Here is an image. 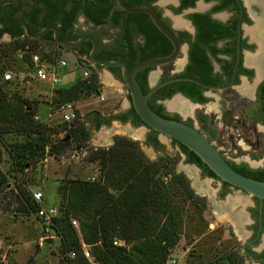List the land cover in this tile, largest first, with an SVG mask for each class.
I'll use <instances>...</instances> for the list:
<instances>
[{
    "label": "trees",
    "instance_id": "16d2710c",
    "mask_svg": "<svg viewBox=\"0 0 264 264\" xmlns=\"http://www.w3.org/2000/svg\"><path fill=\"white\" fill-rule=\"evenodd\" d=\"M3 1L0 0V6H9L2 4ZM44 1L47 8L43 16L36 20L33 26L27 22L31 32H37L45 25L53 24L58 29L59 37L77 39L86 34L84 30L73 31L72 28L80 9L86 20L94 25L115 28L109 36L108 44H103L100 49L98 47L95 53L98 58L122 59L130 66L144 57L167 54L172 48L170 43L160 47L151 45L147 38V26L153 21L149 15L146 12L126 11L118 6L115 0H68V9L63 12H60L64 6L62 0ZM125 1L129 4H139L142 0ZM145 1L152 5V0ZM194 1L181 0V5L177 9L192 5ZM38 2L39 0L36 1V6ZM15 9L13 8V11ZM40 9L37 7L36 11ZM20 16L24 19V12H21ZM12 17L18 24L17 28L9 27L5 21L0 27V34L9 32L12 36L9 42H0V135L11 131L26 133L28 137L25 140L13 146L10 144L13 161L23 169L24 166L30 165L29 158L37 161L45 153H57L71 143L84 145L90 137V132L85 120L78 119L79 115H77L63 136L53 141L47 133L49 130L55 132L59 130L53 126L49 127L45 122L35 120L32 116L35 105H32V102L21 92L8 94L6 89L13 84L10 80L2 79L3 71L23 69L25 63L29 61L30 51L42 49L43 46L38 43L39 41L48 42L57 49L63 46L69 47L56 42L52 30H47L39 37L29 36L17 18ZM191 17L197 24V39L190 48L188 63L181 72L175 74L195 76L210 83L227 81L233 62L221 63L223 72L227 75V78H222L221 75L212 72V63L206 53L207 45L211 44L210 34L222 29L219 27L220 21L211 19L207 13L200 12L192 13ZM103 34L106 35L105 32ZM103 34L94 35L98 44ZM20 36L23 38L21 41L18 40ZM85 40L82 43L86 42V45L80 50L78 45L69 47L75 51L79 59L84 55L89 59L92 43L89 39ZM12 50L20 55L19 62L14 58L11 59ZM108 68L122 80L120 66ZM150 68L151 66L144 67L136 73V78L144 92L150 88L144 77ZM241 71L247 74L252 72L247 67H242ZM235 82H238V77L235 78ZM100 86L93 67L86 78L80 73L72 83L61 85L54 95V100L67 101L83 92L96 93L100 91ZM202 90L203 87L194 81L175 80L156 88L149 96L148 103L157 113L170 117L161 112L163 105L157 102V98L169 97L174 92L181 91L192 100L207 101L208 97L202 94ZM257 101L258 105L256 109L254 108L252 116L255 121L264 123V82L260 84L257 92ZM104 118V115L95 110L88 113L87 120L91 121L95 128L112 119L126 122L129 118L134 125L143 123L132 105L127 112H113L105 119L106 121ZM199 118L202 123L207 124L205 116L201 114ZM155 133L156 131L150 128L145 142L160 147ZM172 139L185 154L187 162L198 165L203 175L220 179L194 151ZM88 153L90 161L99 163V177L96 180L67 178L62 186L63 208L50 224L59 238V251L67 260L66 264H164L180 236L177 196L192 203L200 198L190 186L187 176L175 170L174 159L172 160L169 154L148 160L136 140L120 135L115 136L110 146H99L89 150ZM226 159L241 173L264 181V166L251 167L245 161L236 163L232 159ZM6 180V176L0 170V207L11 209L12 204L15 203L13 209L35 213L37 203L31 199L28 191L22 188H19V192H14L12 189L5 190L8 183ZM221 181L229 184L224 180ZM71 217L78 220V230L71 223ZM115 239L122 240L124 244H115L113 242ZM82 243L87 246L92 259L85 256ZM71 251L75 252L73 257L68 255ZM0 264L7 263L0 262ZM223 264L238 263L235 258L229 257Z\"/></svg>",
    "mask_w": 264,
    "mask_h": 264
},
{
    "label": "rangeland",
    "instance_id": "374dc122",
    "mask_svg": "<svg viewBox=\"0 0 264 264\" xmlns=\"http://www.w3.org/2000/svg\"><path fill=\"white\" fill-rule=\"evenodd\" d=\"M174 3H176L175 0L157 1L164 15L177 27L180 22H186V17L184 12L172 13L170 11L169 4ZM205 4L202 0H197L192 9L203 10L206 8ZM201 5L203 7H200ZM253 8L256 12L258 11L257 15L262 16V9L254 6ZM216 15L221 17L223 12H218ZM79 22L81 28L93 29L82 17H80ZM255 23L254 19L247 27H252ZM260 30L264 36V23L261 25ZM99 31L102 34L105 32L106 35L103 34V37L108 39L115 31V28L104 27ZM11 39L3 35L0 37V42H9ZM18 40L21 41L23 38L20 36ZM38 43H41L43 48L46 49L54 47L48 42L39 41ZM259 48L256 45L251 51L256 55L261 54ZM58 53L68 60L67 74L65 75L66 83L64 84L67 85L80 75L84 65L88 64V58L81 56V59H79L72 48L65 46L60 47ZM10 54L11 59L14 58L19 62L20 55L16 51L12 50ZM246 55H249L248 51L245 52V60ZM184 58L185 46L182 47L180 54L174 61L168 64H161L154 69L156 73L152 77L151 75L149 76V83L151 84L153 81H158L167 75L179 71L182 68ZM245 64L253 67L247 61H245ZM93 66L101 85L99 92L104 94V99L98 96L99 92H83L72 99L77 105L78 119L85 120L90 132V137L84 146L89 150L93 149L89 148L91 144H97L98 147H107L114 142L116 135H120L136 140L148 160H155L164 154H169L172 157L171 159H174L173 167L175 170L183 172L187 176L190 186L200 196L195 201L196 204L177 196L176 205L179 213L180 236L173 247V251H171V256L176 261L165 262L164 264H208L212 262L213 258L219 259L220 257L217 256L220 254L228 253L230 246L235 240L234 231L239 234V230H237L238 221L244 223L246 219L248 220L247 205L254 195L234 186L227 187L223 193H220L218 191L220 181L202 175L196 165L187 162L179 146L170 137L158 132L159 148L146 143V133L150 131V128L143 123L134 125L128 121L120 122L117 119H112L110 122L101 123L99 127L95 128L93 123L87 120L89 112L96 110L104 116H109L113 112L122 111L130 107L131 101L127 88L120 82L121 80L111 76V70L107 66L101 65L97 67L95 64ZM261 72H264V70L259 73ZM263 79L264 73L260 80ZM255 80V72L252 77L241 75L239 82L229 88L206 90L205 93L208 100L204 103L191 102L187 98L174 95L165 101V106L171 113L179 112L183 117H193L195 126L201 128L220 149L221 147H229V140L234 145V139H231L230 136L233 134L238 135V133L242 134L245 140L241 143L242 146L236 148V153L232 156L237 161L240 159L245 160L252 167L264 166V124L255 121L252 116L253 108L255 107L253 100ZM34 82V84L31 82L26 87H21L18 84L12 85L6 90L8 94L21 92L24 97L32 102V105H35L34 113L44 117L42 115L45 109L44 103L45 101L48 103L50 98V94L47 91V83L44 81ZM116 85L119 86L116 87ZM178 99L191 105L190 112H182L178 108L172 107L171 103ZM201 114L205 116L207 124L197 119V115L199 117ZM70 123L61 122L56 116L51 121V125H47L49 127L53 126L59 131L49 130L47 135L53 141L60 138L65 133V130L70 127ZM248 136L251 139H248ZM27 137L26 133H18L16 131L0 135V170L6 176L7 185H9V187L6 186L4 188L5 190L12 189L14 192H19V188H22L28 191L30 195L32 190L40 189L43 193V202L45 204H54L62 209V186L67 178L79 177L96 180L99 177V163L90 161L88 159L89 153L82 157L71 156L74 153L73 149L65 150L63 152L64 158L60 156L61 150L54 157L47 156L46 160L33 161L29 158L30 165L24 166L23 169L19 168L12 159L10 144L13 146ZM246 138L250 140L249 143H246ZM68 146L72 148L75 143H71ZM164 178L167 177L164 176ZM14 204H12L11 209L0 207V246L3 251H6L7 261L5 263L66 264L67 260L59 251V238L53 228L49 227L46 231L45 226L34 212L27 213L15 210L13 209ZM225 205L230 206V211H233L232 215L230 211L226 210ZM46 232L48 234H44ZM44 235L52 237V241H47L46 239L40 244L39 239ZM223 262H225V259L222 260L220 258L218 260L219 264H223Z\"/></svg>",
    "mask_w": 264,
    "mask_h": 264
},
{
    "label": "flooded vegetation",
    "instance_id": "af4514ba",
    "mask_svg": "<svg viewBox=\"0 0 264 264\" xmlns=\"http://www.w3.org/2000/svg\"><path fill=\"white\" fill-rule=\"evenodd\" d=\"M36 1L37 0H33V1H31V0H4L2 4H9V6H4V5L0 6V27L3 26V23L5 21V23L9 27L17 28L18 24L13 19L12 16H14L16 18V13L19 9H20V13L24 12L25 18L23 20L25 22H30L31 25L33 26L35 24L36 20H38L41 16H43V14L47 8V4L45 3L44 0L43 1L39 0L38 6H36ZM62 1L64 3V6L60 9V12L66 11L68 9V0H62ZM157 1L158 0H152V2H151L152 6L156 9L157 13L163 19V21L176 33V35H177V37L181 43V46L182 47L185 46V58H184V62H182L183 63L182 68L175 73L181 72L183 70V68L185 67V65L188 63L189 56H190V48L197 39V24L193 21L191 14L195 13V12L207 13V14H209V17L211 19L219 20L220 21L219 27L222 28L218 32L213 31L210 34V38H211L210 43L211 44H208L207 48H206L207 49L206 53H207V55L210 58V61L212 63V72L221 75L222 78H227V75L223 72V69L221 67V63L233 62V67H234V63L236 62V58H237L238 39H239V46H240L241 53H240V59L238 61V65H237V69H236L235 78L238 77V82H239L241 75L252 77L254 75V72L256 74V77L260 76L257 80H255L256 83H255L254 90H253V100L255 102L254 108L256 109V107L258 105L257 92L260 88V84H262L264 82V79L260 80V78L262 77L261 74H258L260 71L264 70V65L261 63V61L264 59V36H263V32H261V30H260L261 25L264 23V0H202L203 2L206 3L205 4L206 8L203 10L192 9L195 6L197 0H195L192 5H187L185 7H181L180 9H177L181 5V0H175L176 3L169 4L170 11L172 13L184 12V15L186 17V22H180L177 27L174 26L168 20V18L164 15L162 8L157 4ZM253 6L258 7V8L263 10V11H261L262 16L257 15L258 11L256 12V10L253 8ZM23 7H25V8H23ZM37 7L41 8L38 12L36 11ZM200 7H203V6L201 5ZM13 8H16L15 11H13ZM218 12H223V15H221V17L217 16L216 14ZM80 17H82L86 22H88L93 27V29L81 28V25L79 22ZM254 19L256 21L255 25L252 27H250V26L247 27L248 25L251 24L252 21H254ZM72 28H73V31L76 29H79V30H84L86 34H90L92 36H94V35L99 36L100 35L99 30L104 28V26L94 25L90 21H87L86 17L81 13V9H80L79 14L77 16V19H76ZM96 29H99V30H96ZM86 34H83V35H86ZM147 38H148L149 43L153 46L160 47L162 45L169 44V43L172 46L170 39L163 32H161L154 23L149 24L147 26ZM144 40H145V38H144ZM84 41H86V40H83L78 44V50H80L81 47H84L86 45V42L82 43ZM108 41H109V37H108V39H106L105 37H101L100 43L98 44V42H97V49H98V47L100 49V47H102L103 44H108ZM256 45H258L260 47L259 49L261 50V54L256 55L255 53H253L251 51ZM97 49H96V51H97ZM181 50H182V48H181ZM247 51L249 52V55L248 56L246 55V60H245V52H247ZM180 52H179V54H180ZM245 61H247L248 63H251L253 65V67L247 66L245 64ZM169 63H171V62H169ZM165 64H168V63H165ZM255 65H256V67H258L257 69H259L257 71L258 73L256 72ZM233 67H232L231 73H230L227 81L221 82V83H210V82H205V83L224 84V83L228 82L230 80V77H231V74L233 71ZM242 67H247V68L251 69L252 70L251 74L243 73V71H241ZM152 69H154V67H151L146 72V76H144V77H146V80H147V83L149 86H150L149 76H150V71ZM175 73H173V74H175ZM111 74L113 75L114 78L119 79L114 74L113 71H111ZM173 74L167 75V76L170 77V76H173ZM175 75H178V74H175ZM193 77H195V76H193ZM165 78H167V77H165ZM161 79H164V77ZM238 82H235V79H234V85ZM202 87H203L202 94L207 96L205 91L212 89V88L204 87V86H202ZM229 87H231V86H229ZM229 87H226V88H229ZM218 89H225V88H218ZM178 93H181V95H178ZM174 95L182 96L184 98H187L188 100L190 99L189 101L195 102V103H204L206 101L192 100L191 98H189L188 96L183 94L181 91H176L169 97L157 98V102L163 105V108L161 109L162 113L167 114L170 117L182 119L188 123L191 122V124L195 125L193 122V119H194L193 117H190V116L183 117V116H181V114L179 112L171 113L166 109L165 101ZM129 108L130 107L126 108L125 110H122V112H127V110ZM254 108H253V110H254ZM108 117L109 116H105L104 121H106L105 119ZM229 117H231V116H229ZM197 119H199V121H201L200 118L198 117V115H197ZM127 121L130 122L131 124H133L131 119L128 118ZM259 123H261V122H259ZM262 124H264V123H262ZM198 129H201V128H198ZM147 133H146V135H147ZM157 133L158 132L156 131V133H155L156 137H157ZM204 134L207 136L206 133H204ZM210 140H212V139H210ZM158 142H159V140H158ZM148 144L154 146L155 148H159L156 145H154V143H148ZM215 146L217 147L216 144H215ZM224 156L226 158L232 159L236 163H241V162L245 161L243 159H240L239 161H237L234 156H232V157H229L226 155H224ZM193 164H195V163H193ZM196 166L200 169V167L198 165H196ZM257 167H261V166H257ZM200 172H201V169H200ZM201 174H202V172H201ZM204 176H207V177L212 178V179H216V178L208 176V175H204ZM217 180L220 181L219 189H218V191L220 193H223L227 187L233 186L231 184H224L220 179H217ZM225 208L228 211L231 210L229 205H225ZM247 213H248V215H247L248 220L246 219V222H244V223H241L239 221L237 223L238 224L237 230H239V234H236V232L233 230L234 231L233 235H235V240H234L232 246H230V251L228 253L220 254L217 257H220L222 260L223 259L228 260L229 257L235 258L236 262L238 264H264V199L260 200L256 196H254L249 201V203L247 205ZM230 214L232 215L233 211H230ZM229 233H230V231H229ZM219 259L213 258V260H211L212 261L211 263L212 264H214V263L219 264L218 263Z\"/></svg>",
    "mask_w": 264,
    "mask_h": 264
},
{
    "label": "water",
    "instance_id": "95a60500",
    "mask_svg": "<svg viewBox=\"0 0 264 264\" xmlns=\"http://www.w3.org/2000/svg\"><path fill=\"white\" fill-rule=\"evenodd\" d=\"M33 1V0H31ZM116 4L122 9L130 12H146L157 28L163 32L171 41L172 49L169 53L164 55L148 56L135 61L130 66L122 59H103L98 58L95 53L97 49V40L90 34L82 35L74 40L64 39L59 37L58 29L53 24L45 25L37 32H31L29 30L27 22L20 16V9L16 13L17 20L22 24L24 31L31 37H39L47 30H52L53 37L56 42L61 45H67L69 47L77 46L81 41L89 39L92 43L89 51V61L91 64L88 66L90 70L93 69V64L110 66H120L121 77L124 86L127 88L131 105L133 106L136 114L140 120L148 127L160 132L170 138H174L180 143L187 146L194 151L201 160L217 175L221 180L228 182L229 184L240 188L258 199H264V181L245 175L236 170L226 159V157L218 150L214 142L211 141L202 131H200L195 125L190 124L182 119H176L163 116L157 113L148 103L149 96L154 92L156 88L166 83L175 80H190L204 87L210 88H226L234 85V79L238 61L240 59V46L238 39L237 58L234 63L233 71L230 80L224 84H209L201 81L200 79L188 76V75H173L158 81H153L150 84V88L147 91H143L140 83L136 78V73L140 69L151 66L158 67L161 64L174 61L179 52L181 51V43L176 33L163 21L159 16L156 9L142 0L139 4H129L125 0H115ZM26 7V6H25ZM23 7V8H25ZM22 9V8H21ZM152 69L150 71L151 77L155 75L156 71ZM257 72V70H256ZM260 76L256 77V80ZM58 92V90H56ZM181 95V93H178ZM190 100V99H189ZM195 165V164H194ZM47 241H52V237H48Z\"/></svg>",
    "mask_w": 264,
    "mask_h": 264
},
{
    "label": "built area",
    "instance_id": "2783aa9c",
    "mask_svg": "<svg viewBox=\"0 0 264 264\" xmlns=\"http://www.w3.org/2000/svg\"><path fill=\"white\" fill-rule=\"evenodd\" d=\"M90 64L91 62L88 59V64H85L81 71V75L83 78H86L89 75L90 69L88 66ZM67 66L68 60L58 53V49L56 47H53L52 49H46L42 47V49L30 51L29 61L25 63L23 69H5L2 74V79L10 80L13 86L16 84H23L25 83V81L30 79L46 82L48 84L47 91L50 94V98L48 100V110L44 117L40 116L38 113H34V119L43 121L46 124L51 125V121L53 120V118L58 116V120L61 122H71L78 115L77 105L75 104V101L54 100L56 90L61 85H64L66 83L65 75L67 74ZM98 96L101 99H104V94L102 92H99ZM230 138L234 139V145L232 144L231 140H229V147H221L220 149L217 145V148L223 155L232 157V155L236 153V148L242 146L241 143L244 142L245 137L242 134L238 133V135L233 134L232 136H230ZM248 139H251V137L248 136ZM248 139L246 138V143H249L250 140ZM97 147V144H91V146H89V148L93 149H96ZM68 149H73L74 153H72L71 156L77 157L85 156L89 151V149L84 145H75L72 148L69 146H65L61 149L62 152L60 153V156L62 158H64L63 152ZM55 154L56 153H45L41 159L46 160L47 156L54 157ZM7 187H9V185H7ZM30 197L37 203V209L35 211L36 217L45 226L44 228L47 231V229L50 227V224L53 223L54 218L60 214V208L59 206L54 204H45L43 202V193L40 189L32 190L30 193ZM70 220L78 230V220L75 217H71ZM44 234L48 233L46 232ZM47 238L48 235L42 236V238L39 239V243L42 244L44 241H46ZM113 242L115 244H124V242L119 239H115ZM82 245L85 256L89 259H92L87 246L84 243H82ZM68 255L70 257H73L75 255V252L71 251L68 253ZM6 257V251H3L2 247L0 246V262L5 263L7 261ZM175 261V258H173L170 253L165 262Z\"/></svg>",
    "mask_w": 264,
    "mask_h": 264
},
{
    "label": "crops",
    "instance_id": "0c3cea01",
    "mask_svg": "<svg viewBox=\"0 0 264 264\" xmlns=\"http://www.w3.org/2000/svg\"><path fill=\"white\" fill-rule=\"evenodd\" d=\"M8 36L9 38H12V36H11V34L10 33H8V32H2L1 34H0V37H2V36ZM19 54H20V51H19ZM255 67H256V65H255ZM256 70L258 71V69H257V67H256ZM258 73V72H257ZM263 73L264 72H261V73H258V74H261V76H263ZM111 76L113 77V75L111 74ZM114 78V77H113ZM34 81H38V80H35V79H30V80H27V81H25V83H23V84H20L21 85V87H26V86H28L31 82H32V84H34L35 82ZM46 83V82H45ZM256 83V82H255ZM47 87H48V84H47ZM45 109H44V113H42V115L43 116H45L46 115V113H47V110H48V103H46V101H45ZM40 110H41V108H40ZM173 251V250H172Z\"/></svg>",
    "mask_w": 264,
    "mask_h": 264
},
{
    "label": "bare ground",
    "instance_id": "6f19581e",
    "mask_svg": "<svg viewBox=\"0 0 264 264\" xmlns=\"http://www.w3.org/2000/svg\"><path fill=\"white\" fill-rule=\"evenodd\" d=\"M262 64H264V59L261 61ZM119 85H116V87ZM172 107H176L182 112H190L191 110V105H188L186 102L182 100H175L171 103ZM118 130V129H117ZM120 131V130H119Z\"/></svg>",
    "mask_w": 264,
    "mask_h": 264
}]
</instances>
